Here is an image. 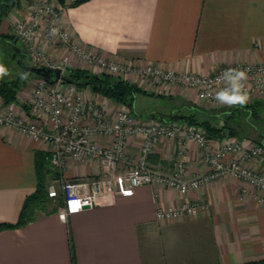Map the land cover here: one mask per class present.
Wrapping results in <instances>:
<instances>
[{"label":"crops","instance_id":"obj_1","mask_svg":"<svg viewBox=\"0 0 264 264\" xmlns=\"http://www.w3.org/2000/svg\"><path fill=\"white\" fill-rule=\"evenodd\" d=\"M27 1L11 10L9 18L27 17ZM6 19L1 33L9 31L4 29ZM62 24L83 44L107 57L137 58L175 71L208 74L221 66L264 59V0H88L69 6ZM50 51L59 56L58 48ZM31 82L18 93V102L29 104L24 98L32 95ZM138 86L147 92L135 102L134 113L142 119H160L154 115L168 113L189 114L191 109L181 106L187 103L215 112L214 104L198 100L191 90L173 86L171 92L165 93ZM77 87L103 104L108 113L120 105L93 93L89 87ZM155 98L166 104L147 112L138 108ZM263 101L264 97L259 96L243 106L219 105L213 122L222 126L230 115L242 111L253 121L237 122L238 126L257 123L255 127L264 130V114L259 111L258 118L251 115L253 105L260 109ZM0 103L6 106L1 98ZM234 136L264 143L258 136ZM227 137L231 136L212 139ZM95 139L108 142L99 135ZM141 143L139 137L129 141L128 153L133 160L140 153ZM183 145L187 176L206 171L202 149L181 138H158L150 159L156 165L170 167ZM37 152L44 153L47 160L50 157L47 145L0 124V223L17 222L26 197L36 190ZM244 163L264 172V158ZM128 166L123 163L119 167L117 187ZM102 172L94 161L70 158L63 175L77 180ZM261 196L264 191L243 179L224 176L191 189L185 198L205 207L180 219L157 218L159 207L177 205L184 199L177 189L159 183L108 194L106 203L73 213L66 221L59 217L58 210L39 211L23 226L0 230V264H264V204L258 201Z\"/></svg>","mask_w":264,"mask_h":264},{"label":"built area","instance_id":"obj_2","mask_svg":"<svg viewBox=\"0 0 264 264\" xmlns=\"http://www.w3.org/2000/svg\"><path fill=\"white\" fill-rule=\"evenodd\" d=\"M66 11L61 4L37 0L29 5L27 17L11 21L13 34L26 44L35 66L59 68L63 74L69 68H83L95 74L107 73L128 79L148 90L165 93L171 92L173 86H179L193 91L198 100L219 105L223 104L214 99V94L226 87V83L218 77L228 69H240L247 73L245 90L248 102L264 96V59L258 63L221 66L208 74L175 71L137 58L119 60L103 55L76 38L62 24ZM41 35L43 42H38ZM47 45L65 50L60 61L49 57L45 49ZM34 83L30 110L17 112L11 105L0 106V124L49 147L50 163L59 175L48 184L47 192L51 199L60 202L58 214L64 221L87 206L93 208L106 203L108 194L130 192L135 187L154 183L177 189L184 196L177 205L157 209L156 216L161 221L196 214L205 204L185 198L187 193L227 175L243 179L251 187L264 191V172L244 163L245 160L263 159L264 143L238 136L212 139L200 125L142 119L123 104L108 113L103 104L87 96L75 84L66 85L62 80L51 84L42 77ZM96 135L108 142L98 141ZM133 137L142 140L135 160L128 153V144ZM161 137L196 143L203 151L208 169L187 176L184 145L172 166L154 164L150 154L155 141ZM70 158L80 162L94 161L103 172L92 178L68 179L63 173ZM123 163L129 167L120 176L121 183L117 187L118 169ZM258 201L264 204V196Z\"/></svg>","mask_w":264,"mask_h":264},{"label":"trees","instance_id":"obj_3","mask_svg":"<svg viewBox=\"0 0 264 264\" xmlns=\"http://www.w3.org/2000/svg\"><path fill=\"white\" fill-rule=\"evenodd\" d=\"M22 1L23 0H0V27L4 18L10 13L11 10L21 7ZM60 1L66 3L67 0ZM86 1L88 0H74L70 6L78 5ZM0 38L9 40L15 45L16 50L18 49L17 41H19V38L16 35L13 34L10 36L8 33L0 32ZM0 65L3 64L0 62ZM28 71L25 70L23 74H20V76L14 79L6 78V75L0 77V98L2 99L4 105L8 106L13 102H18V93L27 86L28 82H30L34 77H41L35 72ZM28 73L30 75H28ZM64 76L65 79L62 80V82L75 84L79 87H89L93 93L107 97L119 104L129 106L133 112H135V102L138 96L140 94L147 93L144 89L138 86L137 83L131 80L119 78L107 73L95 74L90 70L83 68H69L64 72ZM181 106H188L191 109V112L189 114L172 113L166 118L158 115L154 116L165 122L183 121L187 124L200 125L210 137L216 138L242 135V131L240 132L239 130H243L245 132H249L247 135L243 134V136L255 139H257L258 136L260 140L264 139L261 137V135L264 134V130L262 128L258 130V128L255 127L256 125L258 126L257 123L255 126L253 125L251 127L248 124L238 126L235 122H232L236 116L230 115L229 118H227L226 124L219 126L213 122V120L218 117V113H208L207 111L202 110L200 107L188 103ZM253 106L254 107L251 109V115L255 118H258V106ZM23 108L27 111L30 110L29 104L26 103L23 104ZM234 112L233 114H235ZM252 116H250L251 119ZM242 121L248 122L250 124V122L253 120H249V116H245L244 120L242 119ZM36 165L38 173V186L36 190L26 197L18 221L15 223H0V230L4 228H17L23 226L36 217L38 210H58V206L56 208H47L49 207L47 205L48 200L51 199L47 192V176L52 171L50 168L52 165L50 163L49 157L47 160L44 153L37 152ZM57 174L58 172L56 171V176H58Z\"/></svg>","mask_w":264,"mask_h":264},{"label":"rangeland","instance_id":"obj_4","mask_svg":"<svg viewBox=\"0 0 264 264\" xmlns=\"http://www.w3.org/2000/svg\"><path fill=\"white\" fill-rule=\"evenodd\" d=\"M35 1H37V0H28L27 4L30 5L31 3H34ZM50 1L54 2L55 4H61V5L65 6L68 9V7L71 5V3L74 0H67L66 3H63L60 0H50ZM6 17H7V19H6V22L4 23V29L9 30L7 33L10 34V36H12L13 35V29H12L13 26L11 24V21L15 18V15L11 16L12 19L9 18V15H7ZM17 19H21L22 20L23 16L22 17H18L17 16ZM40 31L38 32L39 34H40ZM42 37H43V35L38 36V39H37L38 42H41ZM18 40L19 41H17V45H18V49H17L18 50V54H17V50L15 48V45L12 42H10L9 40L0 38V62L5 66V68L7 70L6 78H9V79H14V78L20 76V74H23L25 70L28 71V69H27L28 66L35 65L34 61L31 58H30V60H28L27 57L24 55V53L29 54V51L27 49L26 44L23 43L20 39H18ZM57 48L58 47H55L54 45L53 46L47 45L46 48H45L46 49V53L49 55V57L52 58L56 62L60 61V59L62 58V56L65 53V50H63V48H58L59 56H57L55 53H52L53 51H50V49L57 50ZM28 72H30V71H28ZM99 74H103V73H99ZM28 75H30V74L28 73ZM30 82H28V84ZM34 86H35V83L33 82L32 85H31V90L32 91H33ZM28 97H29L28 99L24 98V100L30 102V100H31L30 98L32 97V95H30V93H29ZM261 97H264V96H261ZM147 103H148L147 106L141 108L138 105V108L141 109L144 112H147V111H150V110H156L157 109L156 106L164 104V103L166 104V101H164V100H162L160 98H155V99L148 100ZM167 104H168V102H167ZM173 104H175V103H173ZM1 105H2V103H0V106ZM168 105H170V103ZM175 105H177V103ZM11 106L17 112H22V109H21V108H23V103L22 102H13ZM1 107H3V105ZM126 107L130 108L129 106H126ZM214 107H216L214 111L219 113V111H218L219 104L214 103ZM119 108H121V105H118L115 109L117 110ZM259 111L263 115L264 114V107H261L259 109ZM169 115L170 114L168 113L167 115H164V116L167 117ZM245 116H246L245 112L243 113L242 111H240V112L237 113L236 118H234L232 120V122H235V123L238 122L240 124L242 119L244 120ZM263 117H264V115H263ZM250 130H252V129H250ZM239 131L240 132L242 131V135L243 134L247 135L249 133V132H245L243 130H239ZM215 141H217V140H215ZM51 169H52V171L47 176V186L53 179H55V177H57L56 173H55L56 171L53 169L52 166H51ZM127 170H128V168L126 169V171L124 173H121V175H124L127 172ZM227 176H232V175H227ZM59 204H60L59 201H54L53 199H49L48 203H47V205L49 207H47V208H54V207L56 208ZM39 211L46 212L45 210H38L37 213H39Z\"/></svg>","mask_w":264,"mask_h":264},{"label":"clouds","instance_id":"obj_5","mask_svg":"<svg viewBox=\"0 0 264 264\" xmlns=\"http://www.w3.org/2000/svg\"><path fill=\"white\" fill-rule=\"evenodd\" d=\"M7 74V70L0 65V77ZM218 79H222L226 83V87L214 94V99L223 105L229 107L243 106L248 100V92L245 90V81L247 73L240 69H228Z\"/></svg>","mask_w":264,"mask_h":264},{"label":"water","instance_id":"obj_6","mask_svg":"<svg viewBox=\"0 0 264 264\" xmlns=\"http://www.w3.org/2000/svg\"><path fill=\"white\" fill-rule=\"evenodd\" d=\"M24 55L27 57L28 60H30V55L27 53H24ZM29 71L35 72L36 74L40 75L42 78H44L49 83H56L59 80H64L65 76L61 69L59 68H50L46 66H35L30 65L27 67ZM86 208H89L87 206Z\"/></svg>","mask_w":264,"mask_h":264}]
</instances>
